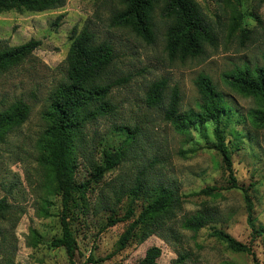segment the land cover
I'll return each instance as SVG.
<instances>
[{
	"label": "rangeland",
	"instance_id": "1",
	"mask_svg": "<svg viewBox=\"0 0 264 264\" xmlns=\"http://www.w3.org/2000/svg\"><path fill=\"white\" fill-rule=\"evenodd\" d=\"M209 22L215 42L206 44L197 58L172 59L166 52L170 21L161 16L159 3L152 15L153 41L148 43L128 28L112 24L121 9L115 0H66L61 8L44 12L0 11V49L31 40L39 46L17 65L0 71V111L21 100L29 108L27 120L7 133L0 143V200L9 208L0 214V264H69L64 250L48 241L60 234V198L52 193L48 169L39 163V140L46 127L42 118L51 91L66 82L65 60L72 28H87L98 41H107L115 60L106 78L117 81L108 96L114 111L86 125L75 140L76 178L84 181L94 166L103 164V150H116L127 133L135 141L124 161L105 172L103 179L76 199L68 222L76 242V264H135L150 247H158V264H264V235L251 239V228L240 190L228 188V173L221 157L208 149L212 129L205 135L181 134L164 118L171 91L177 88L180 110L200 102L195 80L208 76L223 94L231 113L225 142L231 151L232 170L239 186L249 189L255 225L264 224V128L250 112L256 100L231 89L224 75L244 66H260L264 56V0H240L241 28L232 29V0H195ZM164 81V100L158 107L145 103L149 87ZM156 159L148 174L172 184L185 196L176 218L161 234L142 239L140 231L125 248L119 238L144 204L135 202L133 219L106 226L125 216L129 192L144 164ZM212 196H192L206 187ZM44 199L49 204H43ZM46 207L50 215L43 216ZM203 214L206 225L198 231L182 228L184 219ZM219 229L251 246L255 255L236 253L209 234ZM37 233V236L34 235Z\"/></svg>",
	"mask_w": 264,
	"mask_h": 264
},
{
	"label": "trees",
	"instance_id": "2",
	"mask_svg": "<svg viewBox=\"0 0 264 264\" xmlns=\"http://www.w3.org/2000/svg\"><path fill=\"white\" fill-rule=\"evenodd\" d=\"M66 0H0V11H28L44 12L61 8ZM121 9L117 11L112 24L128 28L136 36L148 43L153 41L152 15L156 6L161 3V16L170 21L166 31V52L172 59L185 60L197 58L204 53L206 44L213 45L215 37L213 30L195 0H115ZM234 12L232 29H242L243 35L248 32L241 28V13L238 10L240 0H232ZM70 48L65 60L66 82L57 85L49 94L48 103L42 112L46 127L39 140L41 157L39 163L46 167L50 175L52 193L60 198L58 221L60 234L48 241L53 249H62L69 264L74 261L76 242L71 231L68 218L76 199L86 194L93 186L100 182L106 171L120 165L136 137L135 132L127 133L120 146L110 152L103 150V164L94 166L89 177L80 181L76 178L78 161L75 155V140L79 138L82 129L99 117L111 114L114 107L108 100L111 89L117 81L106 78L107 69L115 60V52L107 41H98L93 32L87 28L80 31L74 27L70 34ZM39 46L34 40L20 46L0 49V71L17 65L33 48ZM225 83L234 91L252 97L258 103V108L250 112L253 123L264 128V56L260 66H244L232 73L224 75ZM200 102L196 110H180V96L175 87L171 91L169 102L164 108V118L181 134L195 132L205 135L211 127L213 141L208 149H212L221 157L222 165L228 173V188L240 190L247 213V223L251 228V239L264 235V224L255 225L253 216L254 205L249 195V189L239 186L233 175L231 151L225 142L226 123L230 120L231 110L223 98V94L216 90L212 80L201 74L195 80ZM165 82L153 83L147 93L145 103L148 107H158L164 100ZM29 106L19 100L8 108L0 111V143L8 132L21 126L28 118ZM156 159L144 164L139 170L134 186L130 189V202L125 216L121 219L110 220L106 226L133 219L135 216V202L142 199L144 204L141 211L134 218L119 238V248H125L130 240L137 237L140 231L142 239L153 234H161L176 218L182 208L185 196L178 188L153 180L147 173ZM218 188L215 186L192 194V196H212ZM45 205L49 201L44 199ZM9 205L3 198L0 200V214L6 212ZM43 216L50 213L46 207L41 210ZM208 222L203 214L184 219L182 228L198 231ZM37 236V233L34 232ZM226 247L236 253H245L256 258L251 246L235 240L232 236L219 229H213L209 234ZM161 255L158 247H150L145 255L135 264H158Z\"/></svg>",
	"mask_w": 264,
	"mask_h": 264
}]
</instances>
